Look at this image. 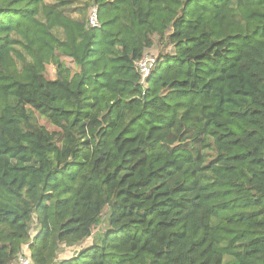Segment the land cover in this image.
Wrapping results in <instances>:
<instances>
[{
	"label": "trees",
	"instance_id": "1",
	"mask_svg": "<svg viewBox=\"0 0 264 264\" xmlns=\"http://www.w3.org/2000/svg\"><path fill=\"white\" fill-rule=\"evenodd\" d=\"M25 245L264 264V0H0V264Z\"/></svg>",
	"mask_w": 264,
	"mask_h": 264
},
{
	"label": "built area",
	"instance_id": "2",
	"mask_svg": "<svg viewBox=\"0 0 264 264\" xmlns=\"http://www.w3.org/2000/svg\"><path fill=\"white\" fill-rule=\"evenodd\" d=\"M92 16L89 18V25L91 27H98L97 19H96V9H93ZM154 58L145 55L140 61L137 62V68L139 73L141 74V78L143 82H145L146 78L149 75L150 69L153 66ZM14 264H34L31 259V253L28 249V245L22 247L20 252L17 255L16 261Z\"/></svg>",
	"mask_w": 264,
	"mask_h": 264
},
{
	"label": "rangeland",
	"instance_id": "3",
	"mask_svg": "<svg viewBox=\"0 0 264 264\" xmlns=\"http://www.w3.org/2000/svg\"><path fill=\"white\" fill-rule=\"evenodd\" d=\"M93 11L94 10H89L88 11V16H89V18L92 16V13H93ZM89 18H88V21H89ZM158 51H159V48L158 47H155L154 49H151L148 53H147V55H149V56H151V57H156L157 56V54H158ZM166 51H168V53H172L173 52V50L171 49H166ZM164 54L165 53H167V52H163ZM52 73H53V70H52V68L51 67H49L48 68V75H50L51 77H52ZM221 227V226H220ZM100 230V228H97V229H95V231L94 232H98ZM233 230V229H232ZM234 232H237V231H235V230H233ZM238 233V232H237ZM234 236V234L232 233L231 234V237H233ZM229 238V235L226 237V238H224V237H222V239H228ZM91 240H88L85 244H83L82 245V248H85V247H88L89 245H91ZM76 250H66V251H64V252H62L60 255H59V257H58V259H60V260H63V259H66V258H72L73 256H74V252H75Z\"/></svg>",
	"mask_w": 264,
	"mask_h": 264
}]
</instances>
